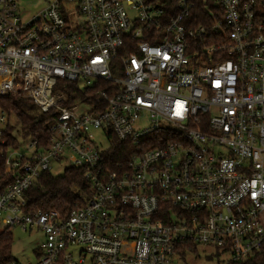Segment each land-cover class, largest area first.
Listing matches in <instances>:
<instances>
[{
  "label": "built area",
  "instance_id": "obj_1",
  "mask_svg": "<svg viewBox=\"0 0 264 264\" xmlns=\"http://www.w3.org/2000/svg\"><path fill=\"white\" fill-rule=\"evenodd\" d=\"M40 1L0 0V97L54 121L30 158L0 130V236L41 234L34 264H173L186 245L264 262V0ZM110 135L136 150L113 170ZM64 161L90 194L31 214L26 192Z\"/></svg>",
  "mask_w": 264,
  "mask_h": 264
},
{
  "label": "trees",
  "instance_id": "obj_2",
  "mask_svg": "<svg viewBox=\"0 0 264 264\" xmlns=\"http://www.w3.org/2000/svg\"><path fill=\"white\" fill-rule=\"evenodd\" d=\"M0 110L9 118L14 116L26 138L37 141L40 147H47L50 143V129L53 125V115L43 114L27 99L21 97L19 92L9 96L0 97ZM7 145L17 146V139L12 135V126L8 121L3 132ZM111 147L104 150L103 157L107 159L108 167L113 170L117 162H126L136 150L132 145H125L113 136L108 137ZM85 171L82 168L68 167L61 175H53L52 172L42 175L37 185L26 192V199L31 214L47 211L59 212L63 216L69 215L73 210L81 207L82 197L91 192L89 183L84 179ZM13 182V178L6 173L5 164L0 159V192H4ZM12 235L8 232L0 236V251L4 250V260H13L10 257ZM188 252L197 254V248L192 245L184 246ZM213 254L207 257L212 259ZM220 256V255H219ZM227 264H264L262 259L234 262L228 259Z\"/></svg>",
  "mask_w": 264,
  "mask_h": 264
},
{
  "label": "rangeland",
  "instance_id": "obj_3",
  "mask_svg": "<svg viewBox=\"0 0 264 264\" xmlns=\"http://www.w3.org/2000/svg\"><path fill=\"white\" fill-rule=\"evenodd\" d=\"M19 2V10L27 11L29 15H33L37 12V10L42 7V2L40 0H18ZM20 14L21 11L19 12ZM82 86V85H80ZM2 111L0 110V115ZM4 116L8 118L10 121V125L12 126V135L17 139L16 149L19 153L24 154L27 158H30V138H26L23 135V131L21 130V125L17 121L14 116H9L5 113ZM7 124H3L0 122V130H4ZM96 141L101 142L103 147L106 146V142L102 137L98 134H95ZM14 150H11L13 153ZM67 162L54 163L53 168L51 170L53 175H61L63 174ZM10 234L12 235V241L10 246V257L13 260H16L22 264H34L37 261V256L34 253L36 246L40 244L42 241L41 234H33L29 232H24L22 229L15 227L10 230ZM197 254L188 253L183 260L174 261L173 264H227L229 257L226 255H218L213 256L212 259H208L210 255L215 254V252L211 248H206L204 246H197Z\"/></svg>",
  "mask_w": 264,
  "mask_h": 264
}]
</instances>
